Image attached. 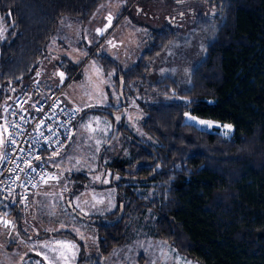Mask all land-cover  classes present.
Instances as JSON below:
<instances>
[{"label": "trees", "instance_id": "16d2710c", "mask_svg": "<svg viewBox=\"0 0 264 264\" xmlns=\"http://www.w3.org/2000/svg\"><path fill=\"white\" fill-rule=\"evenodd\" d=\"M106 1L0 0L6 26L0 39V131L5 105L26 89L60 19L86 23ZM165 2L172 4L170 16L188 21L185 34L191 43L201 42L203 57L190 71L184 90L167 78L148 84L156 99L139 105L144 113L141 127L150 142L131 136L123 123V107L96 110L120 116L113 135L123 134L129 147L128 159L105 165L110 186L120 195L117 209L105 222L89 219L98 235L97 257L120 245L133 216L150 211L154 236L188 260L264 264V0ZM178 33L171 27L152 31L148 48L130 69L122 70L103 54L98 66L104 74L114 72V86L124 96L148 83V63ZM172 90L186 102L165 100ZM187 111L230 125L232 137L190 126ZM17 213L13 209L9 217L24 232ZM48 236L75 240L68 231L40 238Z\"/></svg>", "mask_w": 264, "mask_h": 264}, {"label": "rangeland", "instance_id": "374dc122", "mask_svg": "<svg viewBox=\"0 0 264 264\" xmlns=\"http://www.w3.org/2000/svg\"><path fill=\"white\" fill-rule=\"evenodd\" d=\"M170 8L172 4H166L165 0H145L137 4H128L127 0H107L86 23L69 17L60 19L25 88L28 91L39 88L43 94L64 87V97L80 110V117L69 148L50 162L51 179L37 187L29 198L22 227L30 239L7 241V264H30L39 259L28 258L26 263L23 254L34 253L36 248L49 254L56 246L59 248L61 238L36 239V236L57 231H68L76 237L78 242L71 243L75 248L81 244L82 264H199L178 255L170 244L154 236L155 216L150 211L133 216L120 245L107 256L97 257L98 235L91 221L105 222L107 215L119 204L120 195L110 186L111 173L105 165L113 159L129 157L128 140L121 133L113 135L120 116L109 117L96 110L123 107V123L131 136L150 142L141 127L144 113L139 105L156 99L148 84L167 78L174 80L180 90L186 89L190 71L203 57V46L199 40L191 43L185 34L188 21L178 22L176 29L183 34L178 33L155 61L148 63V83L134 87L124 96L114 86V72L104 74L99 68V54L112 59L122 70L130 69L148 48L151 32L171 27L165 20ZM5 30L0 18V39L4 38ZM165 100L186 102L174 90ZM8 104L1 119L5 117ZM186 114L185 122L195 124L200 130L217 133L226 139L233 135L232 127L231 131L223 127L228 124L194 116L196 121H205V124H198L188 120V116H192L190 111ZM2 155L3 144L0 142V161ZM72 249L71 258L74 257Z\"/></svg>", "mask_w": 264, "mask_h": 264}, {"label": "built area", "instance_id": "2783aa9c", "mask_svg": "<svg viewBox=\"0 0 264 264\" xmlns=\"http://www.w3.org/2000/svg\"><path fill=\"white\" fill-rule=\"evenodd\" d=\"M63 92L64 87L47 95L24 89L6 106L0 136V226L10 222L13 209L25 211L35 189L49 180L50 162L71 144L80 110Z\"/></svg>", "mask_w": 264, "mask_h": 264}, {"label": "crops", "instance_id": "0c3cea01", "mask_svg": "<svg viewBox=\"0 0 264 264\" xmlns=\"http://www.w3.org/2000/svg\"><path fill=\"white\" fill-rule=\"evenodd\" d=\"M39 90L40 89L38 88V92L40 95H47L48 94V93L42 94ZM77 124H78V122H77ZM77 124L75 127H77ZM33 193H32V195H33ZM30 198H31V196H30ZM29 203H30V199H29ZM24 212L25 211H19L17 213V215H22V219H23V217H25ZM9 221L10 222L7 225L0 226V264H7V262H8V254H9L8 246L9 245L7 244V241H9V240L28 241L30 239V236H28L27 233H25L26 232L25 228H24L25 232H20V230L17 228L16 224L13 222L12 216L9 217ZM57 232H65V231H57ZM53 233H56V232H50L47 234L51 235ZM36 237H37L36 239H38V240H46L49 238H61V239H63L60 243L62 246H60L58 248L55 245L56 246L54 248L55 250H50L49 254L46 253V251L41 250L40 248H36L34 253L23 254L24 255L23 259L26 260V263H28V258H32V257L39 259L44 264H82L83 263V259H82V261L80 259V252H81L80 250L82 248V247H80L81 246L80 243L79 244L77 243L79 248L73 247L72 252L74 254V257L71 258V248H72L71 246L74 245L73 243H71V241H74V243L78 242V240H76V237H75V240H71L70 238L62 237V236H48L46 238H40L38 236H36ZM64 245H66L67 247ZM82 250H83V248H82Z\"/></svg>", "mask_w": 264, "mask_h": 264}, {"label": "snow or ice", "instance_id": "6c2138e0", "mask_svg": "<svg viewBox=\"0 0 264 264\" xmlns=\"http://www.w3.org/2000/svg\"><path fill=\"white\" fill-rule=\"evenodd\" d=\"M188 120L189 121H196V118L194 116H190L189 115L188 116ZM196 123H198V124H205V121H202V120L201 121H196ZM190 126H195V124L190 125ZM208 126L211 127V123H209ZM217 127H219V125H217ZM223 127L225 129H228V131H231V126L230 125H223ZM225 135H227V132L225 133ZM12 143H14V141H12ZM33 171H35V169H33ZM42 179H43V177H42ZM49 179H51V177H49ZM5 223H7V222H5ZM72 247H75V245H72Z\"/></svg>", "mask_w": 264, "mask_h": 264}, {"label": "flooded vegetation", "instance_id": "af4514ba", "mask_svg": "<svg viewBox=\"0 0 264 264\" xmlns=\"http://www.w3.org/2000/svg\"><path fill=\"white\" fill-rule=\"evenodd\" d=\"M170 15H166L165 16V20H166V22H168L169 23V25L171 26V27H179V23L178 22H180V21H182V20H184V18H182V17H174V16H170ZM170 18V19H169Z\"/></svg>", "mask_w": 264, "mask_h": 264}]
</instances>
